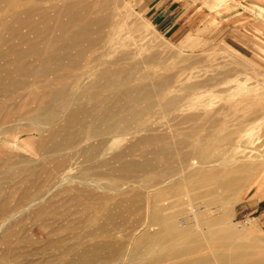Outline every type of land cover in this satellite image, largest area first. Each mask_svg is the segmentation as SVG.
Returning a JSON list of instances; mask_svg holds the SVG:
<instances>
[{
    "label": "bare ground",
    "instance_id": "bare-ground-1",
    "mask_svg": "<svg viewBox=\"0 0 264 264\" xmlns=\"http://www.w3.org/2000/svg\"><path fill=\"white\" fill-rule=\"evenodd\" d=\"M109 2L0 0V264H264L257 235L217 212L250 165L213 154L235 139L223 117L249 124L264 104L235 117L219 81L140 67L115 48L125 25L109 28ZM22 133L34 157L13 147ZM26 218L48 224L44 241L15 239Z\"/></svg>",
    "mask_w": 264,
    "mask_h": 264
},
{
    "label": "rangeland",
    "instance_id": "rangeland-1",
    "mask_svg": "<svg viewBox=\"0 0 264 264\" xmlns=\"http://www.w3.org/2000/svg\"><path fill=\"white\" fill-rule=\"evenodd\" d=\"M232 2L234 0H195L192 10L186 12L188 13L186 15L189 16V19L186 20V27L183 32L176 36L165 34L152 24L143 11V0H110L106 14L110 29L116 20L125 25L121 28L119 35L121 37L120 44L115 45V48L118 47L116 48L117 51L122 50L130 56L132 55V59L136 60L140 67L150 66L156 73L177 74L184 69L190 77L195 76L191 78V81L200 85L208 78L216 81V83L219 81L213 85L212 92H220L223 95L220 108L223 106L225 110L230 109L231 113L238 117L240 111L246 110L247 107L257 101L260 100L264 104V19L249 17L243 12V17L230 21L227 17L236 12V10H230ZM223 18L226 19L223 20ZM221 21L224 23L222 24ZM109 28L108 32L110 31ZM122 43L125 44L120 46ZM197 74L199 77L196 76ZM213 77L214 79H212ZM213 95L215 93L211 94V96ZM215 107L218 106L214 104L211 109L215 110ZM261 111V116L254 118L253 121L248 122L249 124L244 122L239 124L238 122V125L237 122L235 124L234 121L228 120V116L223 117L220 123L224 124L226 129L235 130L232 136L235 139L233 142L230 141L231 137L227 138L228 141L227 139L224 140L221 147L213 151V154L221 153L222 156L232 155V159L237 160V166L250 165L246 181L241 183L238 192L230 196L231 206L225 207V209L227 208L225 210L224 206L220 205L217 212L218 215L224 214L228 217L227 223L233 227L232 230L235 229V232H240L239 235L243 234L242 237L249 234V236L251 234L257 235L255 236L257 245L264 243V115H262V113L264 114V107ZM252 113L254 115L255 112L252 111L249 118H251ZM236 127L242 128L237 129ZM249 127L247 133L246 129ZM165 131L162 133L168 134ZM175 137H181L179 131L175 133ZM17 139V143L13 147L17 148L16 145L21 144V148L26 149L21 151L20 148H17L18 152L34 157L29 154L30 152L28 153L31 148L29 136L22 133ZM190 141L193 144L196 143L193 139ZM239 145L240 147L243 145L242 149ZM180 158L181 153H178L173 156V161L177 163ZM159 160L164 161L162 157ZM212 168L214 167L207 165L203 171L207 169L211 171ZM218 168L222 169V167ZM260 188H262L261 196L258 197L256 194ZM142 189L140 188L139 192L145 197L147 195L146 189H143L144 192ZM1 190L5 191L2 188ZM187 190L193 192L194 188L189 185ZM153 192L149 191L148 194L151 195ZM179 195L175 193L165 201L171 202L174 206ZM182 199H185V196H182ZM186 210L183 209L178 217V224L182 226L188 223V217L184 216ZM49 228L42 219L26 218L17 226L15 239L19 236H25L31 241L41 243L47 236ZM120 235L118 234V236ZM153 254L154 252H151L144 258L146 259ZM41 259L40 254H35L31 257L32 263L30 264H42L40 263Z\"/></svg>",
    "mask_w": 264,
    "mask_h": 264
},
{
    "label": "crops",
    "instance_id": "crops-1",
    "mask_svg": "<svg viewBox=\"0 0 264 264\" xmlns=\"http://www.w3.org/2000/svg\"><path fill=\"white\" fill-rule=\"evenodd\" d=\"M193 4L195 0H143V11L160 31L176 36L186 27V20L189 19L186 12L192 10ZM231 6L230 10L236 12L227 17L230 21L243 17V12L249 17L264 19V0H234ZM261 190L257 191L258 197L261 196Z\"/></svg>",
    "mask_w": 264,
    "mask_h": 264
}]
</instances>
